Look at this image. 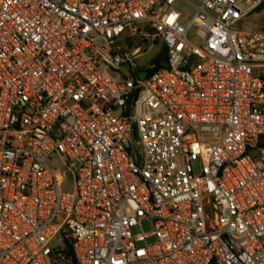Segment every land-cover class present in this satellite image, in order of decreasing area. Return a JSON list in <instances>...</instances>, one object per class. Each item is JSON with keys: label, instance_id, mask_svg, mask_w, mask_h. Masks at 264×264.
Returning a JSON list of instances; mask_svg holds the SVG:
<instances>
[{"label": "built area", "instance_id": "1", "mask_svg": "<svg viewBox=\"0 0 264 264\" xmlns=\"http://www.w3.org/2000/svg\"><path fill=\"white\" fill-rule=\"evenodd\" d=\"M263 3L0 0V264H264Z\"/></svg>", "mask_w": 264, "mask_h": 264}, {"label": "rangeland", "instance_id": "2", "mask_svg": "<svg viewBox=\"0 0 264 264\" xmlns=\"http://www.w3.org/2000/svg\"><path fill=\"white\" fill-rule=\"evenodd\" d=\"M178 8L184 11H188V9L184 6H178ZM246 29L247 31L255 32L264 30V10L262 12H254L250 15L246 23ZM137 41L141 43L143 40L139 38L137 39ZM143 49V53L136 59V64L141 69L155 64L158 55L164 49V45L160 40H155L154 38L150 37L147 38V45L143 46ZM132 68L133 67L130 65L128 69L124 70L125 73L128 75L131 74ZM49 165L56 170H62L65 167V160L61 157H56L49 162ZM144 228L146 233L151 232V227L149 224L144 223Z\"/></svg>", "mask_w": 264, "mask_h": 264}, {"label": "trees", "instance_id": "3", "mask_svg": "<svg viewBox=\"0 0 264 264\" xmlns=\"http://www.w3.org/2000/svg\"><path fill=\"white\" fill-rule=\"evenodd\" d=\"M264 10V3L255 11V12H262ZM250 17V16H249ZM249 19V18H248ZM247 19V20H248ZM247 20H246V22H245V24H244V28L246 29V23H247ZM247 30V29H246ZM253 32H255V31H253ZM260 32H264V30H262V31H260ZM167 57H168V49L166 48V46H164V49H163V51L158 55V57H157V59H156V61H155V64H157L158 65V68L160 69V68H162L163 66H164V62L167 60ZM134 76V78H135V80L136 81H139V78H138V74H136V73H134L133 74ZM260 146L262 147V146H264V142H263V140H262V142H261V144H260Z\"/></svg>", "mask_w": 264, "mask_h": 264}, {"label": "water", "instance_id": "4", "mask_svg": "<svg viewBox=\"0 0 264 264\" xmlns=\"http://www.w3.org/2000/svg\"><path fill=\"white\" fill-rule=\"evenodd\" d=\"M146 77H147V74L146 73H143V74L140 75V79L141 80H145Z\"/></svg>", "mask_w": 264, "mask_h": 264}]
</instances>
